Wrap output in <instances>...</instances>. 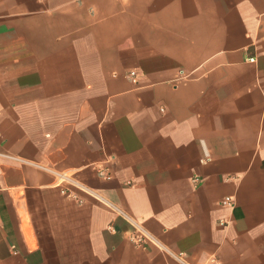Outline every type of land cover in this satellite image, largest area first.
<instances>
[{"label":"crops","instance_id":"1","mask_svg":"<svg viewBox=\"0 0 264 264\" xmlns=\"http://www.w3.org/2000/svg\"><path fill=\"white\" fill-rule=\"evenodd\" d=\"M0 264H264V0H0Z\"/></svg>","mask_w":264,"mask_h":264},{"label":"built area","instance_id":"2","mask_svg":"<svg viewBox=\"0 0 264 264\" xmlns=\"http://www.w3.org/2000/svg\"><path fill=\"white\" fill-rule=\"evenodd\" d=\"M250 61L254 62L255 58L251 57L249 58ZM137 73L135 71H130L128 73V77L130 78V80L134 83L137 82ZM211 157L209 154H205L203 157L200 158V162L202 163H206L208 161H210ZM98 174L105 178V179H110L111 178V174L109 172L106 171L105 168H99L98 169ZM63 180L66 184L75 187L77 190L89 193V194H93V191H91L90 189L86 188L85 186L81 185L80 183H77V181H75L70 175H66V174H62ZM200 181V178L198 176H195L192 178V182L196 185L198 182ZM63 192H66V188H64L62 190ZM70 195L72 198L76 199L79 203H81L83 201V199L74 191H69ZM220 203L223 206H232L233 205V198L231 196H224ZM219 224L221 225H227L228 221L225 219H219ZM147 240H151L146 234L142 233L141 235L138 236H134V242L136 243V245L144 247L146 245Z\"/></svg>","mask_w":264,"mask_h":264}]
</instances>
